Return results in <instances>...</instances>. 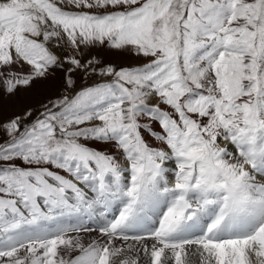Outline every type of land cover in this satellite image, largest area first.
Instances as JSON below:
<instances>
[{
    "label": "snow or ice",
    "instance_id": "obj_1",
    "mask_svg": "<svg viewBox=\"0 0 264 264\" xmlns=\"http://www.w3.org/2000/svg\"><path fill=\"white\" fill-rule=\"evenodd\" d=\"M52 69L0 118V264H264V0H0V94Z\"/></svg>",
    "mask_w": 264,
    "mask_h": 264
},
{
    "label": "rangeland",
    "instance_id": "obj_2",
    "mask_svg": "<svg viewBox=\"0 0 264 264\" xmlns=\"http://www.w3.org/2000/svg\"><path fill=\"white\" fill-rule=\"evenodd\" d=\"M82 51V62L92 57H96L101 61L102 65L113 64L117 70L121 67L138 65L143 62V58L141 57H135L129 52L114 49L93 48L83 49ZM124 61L127 62L123 63ZM65 67H68V65H65ZM71 75L74 80V84L75 82L87 81L94 77L106 78L99 76L97 73L85 71L83 69L77 70ZM65 77L66 73L63 69H52L51 75L47 79L36 81L29 89H21L18 96L6 98L3 94H0V112H2V117L0 118L7 119L8 116L17 111L23 110L24 107L39 106L41 102L46 100V98L65 94ZM3 140L4 137L0 135V143H2Z\"/></svg>",
    "mask_w": 264,
    "mask_h": 264
},
{
    "label": "bare ground",
    "instance_id": "obj_3",
    "mask_svg": "<svg viewBox=\"0 0 264 264\" xmlns=\"http://www.w3.org/2000/svg\"><path fill=\"white\" fill-rule=\"evenodd\" d=\"M127 61H124L123 63H126ZM29 100V99H28ZM100 147H106V146H100ZM92 225L94 226V227H99V224H97V222L96 221H94V222H92ZM85 235H92V236H94V235H96V233H88V234H85Z\"/></svg>",
    "mask_w": 264,
    "mask_h": 264
}]
</instances>
